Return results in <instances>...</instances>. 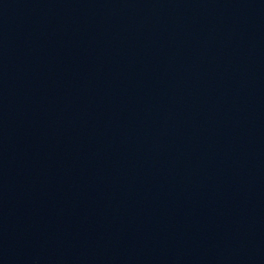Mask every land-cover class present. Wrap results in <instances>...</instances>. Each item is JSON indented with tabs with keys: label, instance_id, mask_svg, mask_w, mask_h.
<instances>
[{
	"label": "water",
	"instance_id": "obj_1",
	"mask_svg": "<svg viewBox=\"0 0 264 264\" xmlns=\"http://www.w3.org/2000/svg\"><path fill=\"white\" fill-rule=\"evenodd\" d=\"M0 264H264V0H0Z\"/></svg>",
	"mask_w": 264,
	"mask_h": 264
}]
</instances>
